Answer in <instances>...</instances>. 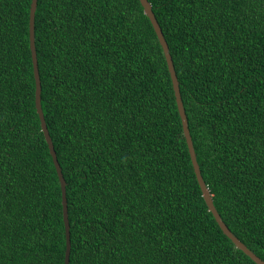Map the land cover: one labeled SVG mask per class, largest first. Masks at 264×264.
Returning <instances> with one entry per match:
<instances>
[{"label": "trees", "instance_id": "16d2710c", "mask_svg": "<svg viewBox=\"0 0 264 264\" xmlns=\"http://www.w3.org/2000/svg\"><path fill=\"white\" fill-rule=\"evenodd\" d=\"M200 174L264 261V0H147ZM31 0H0V264H63L61 191L34 105ZM40 104L65 180L69 264H255L197 184L138 0H37Z\"/></svg>", "mask_w": 264, "mask_h": 264}, {"label": "water", "instance_id": "95a60500", "mask_svg": "<svg viewBox=\"0 0 264 264\" xmlns=\"http://www.w3.org/2000/svg\"><path fill=\"white\" fill-rule=\"evenodd\" d=\"M142 9L143 14L148 18L154 33L156 35V38L158 40V43L162 49V53L166 62L167 70L170 76L172 89L174 93V98L176 102L177 112L181 121V127H182V133L183 137L185 139V143L187 146L188 154L190 157L191 165L193 168V172L197 181V184L199 186V189L201 191V196L205 202V205L208 209V211L212 214L215 222L217 223L218 227L222 231V233L232 242L234 247L241 251L244 255H246L251 261H253L255 264H264V261H262L259 257H257L250 249H248L224 224L222 219L220 218L218 212L216 211L211 195L209 193V190L203 181V178L200 174L199 166L196 161V155L194 151V147L192 144V140L190 137V133L188 130V123L186 114L184 111L182 99L180 96L179 91V83L177 80V76L174 70L173 62L169 53V49L167 46V43L164 39L163 33L158 25V22L156 21V18L152 12L151 5L147 0H138ZM36 4L37 0H31L30 8H29V18H28V38H29V49H30V55H31V63H32V69H33V78L35 83V91H34V105L35 110L39 118L40 122V129L43 133L45 142L48 146L49 154L51 156L58 182L60 185V191H61V205H62V220H63V226H64V236H65V251H64V259L63 264H69V254H70V233H69V221H68V213H67V202H66V192H65V180L62 176L61 168L58 163V160L56 158V154L53 148V144L51 141V138L49 136L46 123L44 120V116L41 109L40 104V92H41V86H40V79H39V73H38V65H37V57H36V51H35V45H34V14L36 10Z\"/></svg>", "mask_w": 264, "mask_h": 264}]
</instances>
